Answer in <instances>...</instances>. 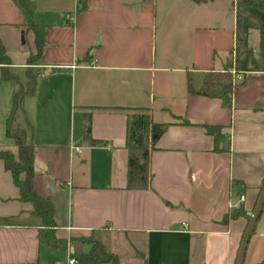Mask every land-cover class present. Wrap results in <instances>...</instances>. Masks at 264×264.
Here are the masks:
<instances>
[{"label":"crops","instance_id":"obj_1","mask_svg":"<svg viewBox=\"0 0 264 264\" xmlns=\"http://www.w3.org/2000/svg\"><path fill=\"white\" fill-rule=\"evenodd\" d=\"M29 1L47 30L24 108L33 186L52 203L55 235L92 232L119 264H235L247 219L222 218L239 205L251 215L264 181V110L254 108L264 92V12L241 0ZM25 19L13 0H0V41L15 73L35 51ZM224 69L236 80L255 76L234 87L229 107L188 92V77L197 87ZM1 73L0 64V148L15 151L4 133L14 84ZM132 107L167 124L151 152L150 188H126ZM88 123L95 144L82 137ZM203 124L227 135L223 151ZM40 228L0 160V264H76L72 245L40 243ZM263 258L264 205L243 264Z\"/></svg>","mask_w":264,"mask_h":264},{"label":"trees","instance_id":"obj_2","mask_svg":"<svg viewBox=\"0 0 264 264\" xmlns=\"http://www.w3.org/2000/svg\"><path fill=\"white\" fill-rule=\"evenodd\" d=\"M13 1L25 13L24 26L34 34L35 51L28 55L26 67L23 71L15 73L9 67L10 59L0 41L1 76L5 80H11L14 84L11 108L5 120L4 133L6 137L14 141L16 146L15 151L0 148V160H2L5 170L10 173L12 183L18 189V199L30 202L32 214L41 220L42 228L37 233L40 243L47 244L54 249H65L67 243L71 244L73 247L74 263L76 264H119L118 256L108 251L104 244L94 237L92 232L88 234H71L68 239L57 237L54 232L55 222L52 203L49 198L42 197L34 189L33 124L24 108V101L26 97L33 95L35 91V65L40 64L42 59L47 26L38 24L32 20L33 7L29 0ZM192 1L201 3L208 0ZM241 2L264 12L263 0H241ZM259 35L260 48L264 50V19L259 30ZM254 77V75H243L239 80H236L228 69L209 71L203 74L201 82L197 87L192 84L191 79L188 77L187 88L189 93L218 98L223 107H229L234 87L248 82ZM254 108L256 110H264V92L257 97ZM124 110L126 111L125 145L128 151L126 188H150L152 180L150 167L151 152L154 150L155 143L166 129L167 124L152 121L148 108L132 107ZM84 116L86 120H89L90 112L84 113ZM203 127L207 134L213 136V150L223 151L222 142L228 139L227 135L222 133L221 127L206 124H203ZM82 137L90 144L98 142L90 136L89 123L84 125ZM239 216H245L248 222L251 215L250 213H246L242 205H239L225 214L222 222L227 223L230 219ZM254 264H264V258Z\"/></svg>","mask_w":264,"mask_h":264},{"label":"water","instance_id":"obj_3","mask_svg":"<svg viewBox=\"0 0 264 264\" xmlns=\"http://www.w3.org/2000/svg\"><path fill=\"white\" fill-rule=\"evenodd\" d=\"M264 205V184L262 188L260 189V192L258 194L257 200L255 202L254 208L252 210V214L244 228L243 234L240 239L239 247L236 254L235 264H243L244 254L246 250V246L248 243V240L250 238V235L252 234L254 230V226L256 224V221L262 211V207Z\"/></svg>","mask_w":264,"mask_h":264},{"label":"rangeland","instance_id":"obj_4","mask_svg":"<svg viewBox=\"0 0 264 264\" xmlns=\"http://www.w3.org/2000/svg\"><path fill=\"white\" fill-rule=\"evenodd\" d=\"M51 251H53L52 253H61L59 250H51ZM127 262H129V260L128 261L122 260V264H128Z\"/></svg>","mask_w":264,"mask_h":264},{"label":"built area","instance_id":"obj_5","mask_svg":"<svg viewBox=\"0 0 264 264\" xmlns=\"http://www.w3.org/2000/svg\"><path fill=\"white\" fill-rule=\"evenodd\" d=\"M78 150V149H77ZM240 199L243 200V195L240 196ZM74 262V258L69 259V263H73Z\"/></svg>","mask_w":264,"mask_h":264}]
</instances>
